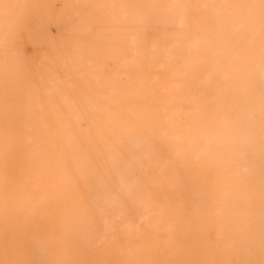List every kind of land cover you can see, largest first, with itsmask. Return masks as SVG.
<instances>
[{
	"label": "clouds",
	"instance_id": "obj_1",
	"mask_svg": "<svg viewBox=\"0 0 264 264\" xmlns=\"http://www.w3.org/2000/svg\"><path fill=\"white\" fill-rule=\"evenodd\" d=\"M110 19L121 61L81 85L68 68ZM154 75L195 106L124 112L120 88ZM37 99L89 129L119 114L56 220L3 181ZM0 264H264V0H0Z\"/></svg>",
	"mask_w": 264,
	"mask_h": 264
},
{
	"label": "rangeland",
	"instance_id": "obj_2",
	"mask_svg": "<svg viewBox=\"0 0 264 264\" xmlns=\"http://www.w3.org/2000/svg\"><path fill=\"white\" fill-rule=\"evenodd\" d=\"M83 50V62L70 66L68 70L79 84L102 88L113 66L121 61L119 37L109 32L107 24L97 25V31H92L83 42ZM113 79L117 78L113 76ZM65 99L62 101L64 108L72 103V97ZM64 108L54 103L45 109V113L42 107L32 104L27 108L34 128L26 138L25 147L14 154L10 166L12 180L7 183L9 194L14 200L47 204L51 220L68 214L67 201H57L58 179L64 175L69 180L74 166L83 162L84 141L90 136L87 128L80 127L75 120L66 117ZM107 123L104 114L92 125L99 137L98 145L104 142L103 132Z\"/></svg>",
	"mask_w": 264,
	"mask_h": 264
},
{
	"label": "bare ground",
	"instance_id": "obj_3",
	"mask_svg": "<svg viewBox=\"0 0 264 264\" xmlns=\"http://www.w3.org/2000/svg\"><path fill=\"white\" fill-rule=\"evenodd\" d=\"M105 24L108 25L109 32L114 36L118 37V31H117L118 21L116 19H110L107 22H105ZM94 30L97 31V25L92 27L91 32ZM130 44H134L132 38H130ZM83 60H84V55L82 58V62ZM52 91L55 92V85H53ZM157 92H160V95L159 94L157 95ZM119 95L123 99V103L121 105L122 110L127 114H129L130 116L146 115L149 112H151L154 108H159L164 112L171 113L183 107L186 104H192L193 106H195V101H193L190 97L179 96L174 94L169 83L161 80L157 75H154L151 78V81L147 84H143L140 82H131L126 86H122L120 88ZM65 98H71V96L66 94L63 97L62 101L67 100ZM50 104L51 103L48 102H42L39 99H37L34 103H32V105L34 106L42 107L43 108L42 111L44 113L46 111L45 109L48 108ZM55 104L56 103H54V105ZM105 115L107 122L109 123L116 121L118 119L119 114L116 111H112L105 113ZM32 127L33 125H32L30 112H27L26 110V115L24 119L25 141L26 138L32 133ZM87 129L89 135L93 137L96 144H98L100 142L98 134L93 131L92 126L90 129L89 128ZM27 157L25 156L26 160H29ZM63 176L64 175L60 176L58 179L60 181V185L57 192V201L60 202L64 200L67 201L68 214H69L75 202V193L67 187L69 184V180H67ZM11 178L12 175L9 168L7 174L3 177V181H6L8 183L9 181L12 180ZM16 180L17 179H15V181ZM52 182H54L53 179ZM52 182H50V184Z\"/></svg>",
	"mask_w": 264,
	"mask_h": 264
}]
</instances>
